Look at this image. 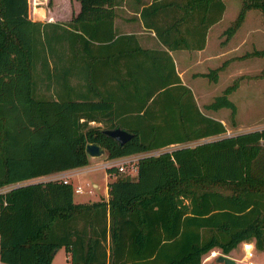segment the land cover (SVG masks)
I'll return each mask as SVG.
<instances>
[{"label":"trees","instance_id":"trees-1","mask_svg":"<svg viewBox=\"0 0 264 264\" xmlns=\"http://www.w3.org/2000/svg\"><path fill=\"white\" fill-rule=\"evenodd\" d=\"M171 2L143 5L145 26L167 47H202L224 1L189 0L166 23ZM115 4L80 0L71 19L42 21L28 16V0H0V186L13 183L0 191V260L50 264L63 246L71 263L201 264L213 246L228 253L255 238L264 248V127L180 144L222 133L225 122L200 107L167 50L163 61L116 30ZM250 8L264 16V0H242L224 31ZM221 66L200 73L216 80ZM237 84L205 106L234 115ZM115 126L132 135L120 142L103 130ZM93 140L107 157L178 144L140 155L135 175L108 166L107 198L75 200L61 177L14 183L87 163Z\"/></svg>","mask_w":264,"mask_h":264},{"label":"crops","instance_id":"crops-1","mask_svg":"<svg viewBox=\"0 0 264 264\" xmlns=\"http://www.w3.org/2000/svg\"><path fill=\"white\" fill-rule=\"evenodd\" d=\"M151 1L152 0H115L116 4L114 6V10H115L114 25L116 30L118 32H134L138 37V41L141 47L146 49L150 48L157 51V55L163 61L168 60V56H167V52H168L174 61L175 68L178 74L180 75L182 81L188 84L192 88L193 92H194V88L192 87L193 86L192 83L193 82L196 83L198 82V78L206 76L205 74H202L200 72L207 71L205 67L207 66L208 63L213 62L215 59L221 60L219 64H222L221 68L219 69L218 78L220 76L221 71L232 72L234 68H237L238 71L237 75H243L242 79L244 81H242V79L238 80V84L236 87H239L242 82H248V80H246L247 77L253 73H249L247 71L244 72L243 70H238L239 67H241L240 61H243L244 58H246L244 57V55L240 56L239 50L242 47L244 48L246 44L251 45L252 49L264 48L263 45L264 22H262L263 23L262 24L259 21L258 25L251 22V17L253 14H255L254 13L255 11H252V13L250 11L252 9L256 10V8L247 9L240 25L231 33L225 32L224 34L223 32L225 30L224 28L225 25H222V22H224L226 14L228 12L229 0H223L225 4V8L222 13V16L218 21L214 22L209 26L205 34V43L202 47L170 48L159 40L153 28L145 26L144 20L140 16V10L142 6L150 3ZM188 3L189 0H173V2L168 4L165 7V10L168 11V14L166 16V23L173 22L174 20L172 14L173 9H183L186 5H188ZM80 7H81L80 0H52L51 5H50V0H28V16L33 20H42V21L69 20L79 12ZM258 12L261 16L260 13L261 11L259 10ZM152 16L153 15L149 14L145 17V19L149 22L155 21V17ZM160 16L157 18L158 20L162 19V17ZM235 18L236 17H232L229 23L231 24ZM246 20L247 22H245ZM187 24L192 26V24L194 23L192 21H188ZM184 25H185L184 23L181 25L182 28L184 27ZM192 27H194V25ZM175 33L177 32L175 31ZM184 34H186L185 31ZM196 34L200 36L201 32L198 31ZM260 35H262V37ZM195 37H196L195 35L192 36V39L194 41H196ZM163 49L167 50V52ZM245 51L249 52L250 50L245 49ZM141 53L142 52H139L138 54L139 56H136L135 59H141L142 62H145L146 59L143 56L144 54ZM249 55L250 54L248 53L246 56ZM147 61L149 60L147 59ZM236 87L234 89H236ZM223 113L219 114L216 112L214 116L221 118L225 122ZM93 123H95V121ZM91 167L92 166H90V163H85L82 165H77L62 170L41 174L14 183L36 180L35 177L36 178L43 177L46 175H48L47 176L48 178H51L54 177V175L57 173L60 174L63 173L64 177H67L70 181H72L71 177L73 175L90 171L92 170L90 169ZM109 180L110 179H107V182ZM77 184H80L82 187L81 188L82 190H80L79 192L83 191L84 190L83 185L81 183H77ZM91 184L93 187L98 186V182L96 180H93ZM90 191H93V189L91 188ZM107 192H108V185L106 184L105 197L108 196ZM62 248L64 249L67 262H70V260L68 259V251L63 246H60L54 253L50 264H55V261L57 259V253H59V251ZM208 258L209 256L206 257L204 260H208ZM235 258L238 261V257ZM257 262L259 263V261ZM0 263L13 264L1 260ZM70 264H108V263H82V262L71 263L70 262Z\"/></svg>","mask_w":264,"mask_h":264},{"label":"rangeland","instance_id":"rangeland-1","mask_svg":"<svg viewBox=\"0 0 264 264\" xmlns=\"http://www.w3.org/2000/svg\"><path fill=\"white\" fill-rule=\"evenodd\" d=\"M52 4V0H50V5ZM229 8L226 14L224 22L222 25H225V29L229 26L230 19L232 17H236L238 12L242 7V0H229L228 1ZM232 5V6H231ZM232 8H231V7ZM255 11L251 17V22L258 25L264 22V16L261 13L259 14V9H252L250 12ZM59 21H66V20H59ZM247 22V20L245 21ZM263 24V23H262ZM228 25V26H227ZM261 25V24H260ZM259 27V26H258ZM225 34V31L223 32ZM262 37V35H260ZM264 36V33H263ZM264 39V38H263ZM264 45V44H263ZM245 49H249L250 52L252 46L246 44L244 48L242 47L239 52L240 56L244 55V60L240 61L241 67L238 70H243L244 72L247 71L250 74L246 80L248 82H242L239 87L232 90L228 93V96L236 103L237 109L234 115H231L230 108L227 106H222L216 109L208 108L205 106V103L210 101L214 95L220 93L222 89L229 83L233 81L235 77H238V80H241L243 75H237L238 71L237 68H234L232 72L224 71L220 73L219 78L215 81L208 75L204 77L198 78V82H193L192 87L194 88L195 98L200 105V107L207 113L215 115L217 113H223L225 119L226 130L222 133L212 134L205 137L192 139L188 141H184L180 144H193L198 141L204 139L215 138L220 135L224 134H231L236 133L239 131L252 129V128H260L264 127V55L258 53H249V56H246L248 53ZM221 60L215 59L213 62H210L205 67L206 70H209L211 67L219 65ZM237 71V72H235ZM235 72V73H234ZM219 73V70H218ZM242 81H244L242 79ZM92 123L94 121H91ZM178 143L169 144L166 146L158 147V151L164 149H170L173 146L177 145ZM108 157L106 156V150L100 153L99 155H89V160L87 163H90L92 166L90 171L82 172L81 174H75L71 177L72 183L74 186L77 183H81L83 185V191L79 192L74 189V199L75 200H92L97 199L100 197H105L106 194V184L107 179H112L115 174H109L107 172V166L103 163ZM120 173H125L123 170H119ZM59 175V173L55 174ZM135 175V174H132ZM46 176L43 177H35V179H48ZM96 180L98 182V186H92V181ZM88 182V183H87ZM107 182V183H106ZM13 183H8L0 186V191L8 189ZM93 191H90V189ZM108 193V192H107ZM255 245V258L259 263L257 264H264V248H258L255 244V238H251ZM212 250V251H211ZM211 251V252H210ZM222 251L219 246H213L211 249L203 253V257L207 256L209 253ZM223 252V251H222ZM242 247L241 241L237 243L236 246L232 247L228 254L234 255L235 257H241L242 255ZM208 257V256H207ZM206 258V257H205ZM215 255H212L208 258V260L202 261V264H224L223 262L214 259ZM3 264V263H0ZM55 264H70L67 262V258L64 253V249L62 248L59 253H57V259ZM238 264H244L241 259H238Z\"/></svg>","mask_w":264,"mask_h":264},{"label":"built area","instance_id":"built-area-1","mask_svg":"<svg viewBox=\"0 0 264 264\" xmlns=\"http://www.w3.org/2000/svg\"><path fill=\"white\" fill-rule=\"evenodd\" d=\"M158 152L160 151H158L157 148H151L147 150L122 154L119 156L108 157L103 164L106 165L107 167L110 165H115L118 170H123L125 171V173L132 175V174H136L137 172V160L140 155L148 154V153H158ZM54 177H61L63 178L64 181L69 180L67 177L63 176V173L62 174L59 173V175H54ZM81 188L82 187L80 184H76L74 186V189L76 191L82 190ZM241 247H242L243 252H242L241 257H239L238 259H241L244 262V264H257V260L255 258L254 242L250 239H244L241 241ZM209 255L211 254L209 253L207 256ZM205 257L202 258V261L205 259ZM202 261H201V264H202Z\"/></svg>","mask_w":264,"mask_h":264},{"label":"water","instance_id":"water-1","mask_svg":"<svg viewBox=\"0 0 264 264\" xmlns=\"http://www.w3.org/2000/svg\"><path fill=\"white\" fill-rule=\"evenodd\" d=\"M103 130L107 134L115 137L120 142H123L132 135L131 131L121 126L106 127ZM85 150L90 156H93V155H99L100 153L104 152L105 149L98 141L93 140V141H87L85 143ZM214 259L219 260L224 264H238V261L234 256L222 251L217 252V254H215Z\"/></svg>","mask_w":264,"mask_h":264},{"label":"bare ground","instance_id":"bare-ground-1","mask_svg":"<svg viewBox=\"0 0 264 264\" xmlns=\"http://www.w3.org/2000/svg\"><path fill=\"white\" fill-rule=\"evenodd\" d=\"M39 2H40V1H39ZM36 5H37V4H36ZM214 254H216V253H215V252H212L211 255H209V257L212 256V255H214Z\"/></svg>","mask_w":264,"mask_h":264}]
</instances>
